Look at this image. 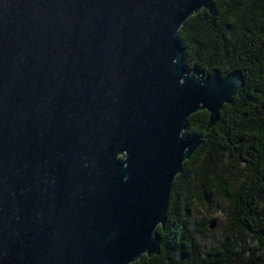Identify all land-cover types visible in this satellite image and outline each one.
Segmentation results:
<instances>
[{
    "label": "water",
    "instance_id": "obj_1",
    "mask_svg": "<svg viewBox=\"0 0 264 264\" xmlns=\"http://www.w3.org/2000/svg\"><path fill=\"white\" fill-rule=\"evenodd\" d=\"M208 0H0V264H133L172 185L243 88L185 66ZM210 222V230L215 228Z\"/></svg>",
    "mask_w": 264,
    "mask_h": 264
},
{
    "label": "trees",
    "instance_id": "obj_2",
    "mask_svg": "<svg viewBox=\"0 0 264 264\" xmlns=\"http://www.w3.org/2000/svg\"><path fill=\"white\" fill-rule=\"evenodd\" d=\"M178 39L188 69L238 73L243 88L211 129L205 111L188 119L183 137L198 149L172 185L158 253L133 264H264V0H208ZM216 203L221 222L210 212Z\"/></svg>",
    "mask_w": 264,
    "mask_h": 264
},
{
    "label": "rangeland",
    "instance_id": "obj_3",
    "mask_svg": "<svg viewBox=\"0 0 264 264\" xmlns=\"http://www.w3.org/2000/svg\"><path fill=\"white\" fill-rule=\"evenodd\" d=\"M219 205L221 206L220 203H216L214 205V207L211 208L210 212H211L212 218L214 220L221 222V220L223 219V212L217 208ZM200 218H201V214L197 211H193V220H199ZM216 224H217V222H216ZM219 224L220 223L218 222L217 226L213 230L214 234H213V236H211V238L214 237L216 240L219 239L221 236Z\"/></svg>",
    "mask_w": 264,
    "mask_h": 264
}]
</instances>
